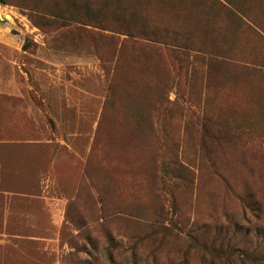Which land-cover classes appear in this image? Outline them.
I'll use <instances>...</instances> for the list:
<instances>
[{
    "label": "rangeland",
    "instance_id": "1",
    "mask_svg": "<svg viewBox=\"0 0 264 264\" xmlns=\"http://www.w3.org/2000/svg\"><path fill=\"white\" fill-rule=\"evenodd\" d=\"M2 1L0 143L55 157L62 264L264 255V0Z\"/></svg>",
    "mask_w": 264,
    "mask_h": 264
},
{
    "label": "crops",
    "instance_id": "2",
    "mask_svg": "<svg viewBox=\"0 0 264 264\" xmlns=\"http://www.w3.org/2000/svg\"><path fill=\"white\" fill-rule=\"evenodd\" d=\"M55 165L34 141L0 143V264H62L68 198Z\"/></svg>",
    "mask_w": 264,
    "mask_h": 264
},
{
    "label": "trees",
    "instance_id": "3",
    "mask_svg": "<svg viewBox=\"0 0 264 264\" xmlns=\"http://www.w3.org/2000/svg\"><path fill=\"white\" fill-rule=\"evenodd\" d=\"M0 3L3 4V1L0 0ZM87 7L90 8V2L86 3ZM104 4V3H102ZM105 5V4H104ZM107 6V5H106ZM122 16L127 15V13L130 14L131 16V21H127V18H122L119 20V24L120 26H124L125 27V32L127 33L128 36L130 37H141V38H146L149 39L147 35H151V34H157L156 32L153 33V31H150V29L145 28L144 26H140L137 27V25L134 24V20H133V14L135 15L136 13L133 11V9H131L130 7H125L122 8ZM95 14H100L103 15V10L98 9L96 11ZM82 25V23H81ZM148 92V89H147ZM177 107V105H176ZM84 174L86 177H89V164L87 163L86 168L84 170ZM83 186L80 187V192L83 190ZM249 206H252L250 209H254L255 204H249ZM73 221H75L74 219H72ZM85 223V221H84ZM156 224H158L156 222ZM157 230H159V226H157ZM234 239L233 238H229L228 239V244L225 248V252H227L229 254V256L231 255L230 259H231V263L230 264H264V255H260V256H252L254 254L249 253L248 250L246 249H240L238 246L235 245V243L233 242ZM223 252V251H222ZM76 259L75 258H71V262L70 264H76ZM182 264H186V263H182Z\"/></svg>",
    "mask_w": 264,
    "mask_h": 264
},
{
    "label": "bare ground",
    "instance_id": "4",
    "mask_svg": "<svg viewBox=\"0 0 264 264\" xmlns=\"http://www.w3.org/2000/svg\"><path fill=\"white\" fill-rule=\"evenodd\" d=\"M0 8H1V6H0ZM1 14H3V12H2L1 9H0V15H1Z\"/></svg>",
    "mask_w": 264,
    "mask_h": 264
}]
</instances>
